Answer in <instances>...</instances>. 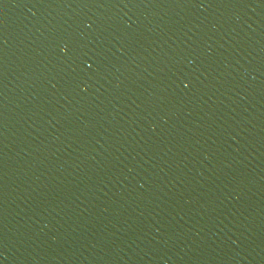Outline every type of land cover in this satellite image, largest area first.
Returning <instances> with one entry per match:
<instances>
[{"label": "water", "instance_id": "water-1", "mask_svg": "<svg viewBox=\"0 0 264 264\" xmlns=\"http://www.w3.org/2000/svg\"><path fill=\"white\" fill-rule=\"evenodd\" d=\"M0 264H264V0H0Z\"/></svg>", "mask_w": 264, "mask_h": 264}]
</instances>
